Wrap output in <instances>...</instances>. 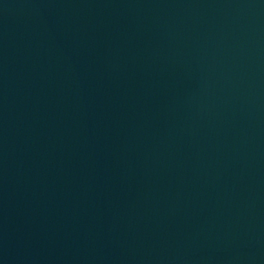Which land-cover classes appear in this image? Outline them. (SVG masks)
Masks as SVG:
<instances>
[{
  "label": "water",
  "instance_id": "obj_1",
  "mask_svg": "<svg viewBox=\"0 0 264 264\" xmlns=\"http://www.w3.org/2000/svg\"><path fill=\"white\" fill-rule=\"evenodd\" d=\"M0 264H264V0H0Z\"/></svg>",
  "mask_w": 264,
  "mask_h": 264
}]
</instances>
